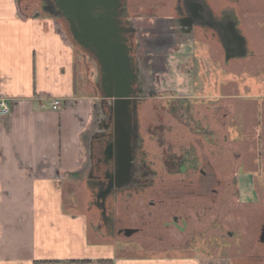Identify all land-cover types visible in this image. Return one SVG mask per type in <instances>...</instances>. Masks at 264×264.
Returning <instances> with one entry per match:
<instances>
[{
    "label": "crops",
    "instance_id": "obj_1",
    "mask_svg": "<svg viewBox=\"0 0 264 264\" xmlns=\"http://www.w3.org/2000/svg\"><path fill=\"white\" fill-rule=\"evenodd\" d=\"M20 8L17 0H0V97L12 107L9 115L0 116V264H230L233 258L245 257L242 251L253 240L242 231L251 229L240 225V216L246 219L251 213L246 204L253 199V190L264 183L262 173H257L264 168L261 162V166L248 162L246 152L239 148L247 144L252 131L248 107L255 104L256 111L264 115V101L261 105L246 101L238 85L223 77L217 86L212 85L216 95H194L191 100L181 96L160 104L167 107L165 112L170 103L175 104L183 116L191 115L199 124L206 119L208 138L224 151L222 157L211 159L212 172L223 183L233 181L238 195L214 205L206 216L200 211L195 220L219 218L242 241L229 248L192 240L146 247L104 238L94 231L97 215L89 208L85 176L87 140L94 130L99 100L96 67L87 54L73 47L58 20L24 14ZM159 21L153 26L168 28L161 23L165 19ZM177 37L170 33L156 49L144 46V55H139L143 73L146 65L147 71L153 66V75L160 76L153 87L161 89L162 77L172 71L171 51L180 47ZM196 39L205 42L211 61L218 65V59L222 60L218 74H235L232 68L237 67L224 63L218 45ZM52 99L61 101L59 110H50ZM168 120L166 116L167 125ZM230 129L240 134L232 136ZM198 146L201 152L200 141ZM232 154L234 161L228 164L226 158ZM204 171L210 172L209 168ZM79 191L83 194L81 209L66 205L77 200ZM257 202L264 205V199ZM236 244V255L231 256Z\"/></svg>",
    "mask_w": 264,
    "mask_h": 264
},
{
    "label": "flooded vegetation",
    "instance_id": "obj_2",
    "mask_svg": "<svg viewBox=\"0 0 264 264\" xmlns=\"http://www.w3.org/2000/svg\"><path fill=\"white\" fill-rule=\"evenodd\" d=\"M120 1L122 5L117 13L120 21L118 28L122 31L121 44L134 64L136 80L127 102L97 101L94 130L87 140L88 163L85 171L89 208L97 215V230L94 231L112 240L141 237L144 230L152 229L149 221L153 218L158 221V230L164 231L158 244L168 245L169 240L173 241L172 232L176 231L177 236L184 238L182 242L200 241L210 246L225 244L229 248L242 240L237 234L232 235V230L225 227L224 221L204 218L198 223L195 220L200 211L206 216L212 212L214 205L219 206L222 200L238 195L233 181L223 183L212 172L211 159L222 157L224 151L215 147V143L208 138L205 118L199 124L191 115L183 116L181 108L175 104L164 112L170 124H156L151 120L154 103L157 100L161 104L162 101L148 92L139 55L144 46L156 49L161 39L171 33V36L185 35L218 45L224 60L222 39L209 20L208 8L214 21L219 22L226 20L234 11L239 20L237 27L246 39V57L224 63L230 65L233 61L255 57L238 15L243 0H174L171 15L161 22L168 28L157 25L139 27L129 17L127 0ZM91 60L100 79V67L95 59ZM198 141L201 142V152ZM226 161L231 164L229 156ZM208 168L210 172L206 173L204 170ZM252 196L253 199L246 204L250 214L254 212L257 201L264 199V190L256 188ZM141 204L149 209L145 212L144 221L139 226L127 225L129 219L120 212L126 213L131 208L139 211ZM201 225L203 229L198 230ZM125 231L132 232L127 236ZM253 241L262 248L263 254L250 255L246 249L242 251L245 257L233 258L230 264H264V213L258 218ZM173 243L176 242L169 244Z\"/></svg>",
    "mask_w": 264,
    "mask_h": 264
},
{
    "label": "rangeland",
    "instance_id": "obj_3",
    "mask_svg": "<svg viewBox=\"0 0 264 264\" xmlns=\"http://www.w3.org/2000/svg\"><path fill=\"white\" fill-rule=\"evenodd\" d=\"M17 1L20 4V9L24 14L27 13L35 16L44 15L40 9V0ZM127 2L128 11L130 14L129 17H131L133 21L140 26H147L149 23H151V26L157 24L158 19L171 15V9L174 6V0H127ZM238 15L240 16L242 27L245 30L253 47L252 50L253 52L255 51V57L251 56L246 61L242 60L232 62L231 66L237 67L236 69L232 68L235 74L232 73L228 74L227 76H222L221 74H218L217 70L219 64L221 66L222 60L220 61V59H218L219 64L217 65L215 62L211 61L210 58H208V48L206 47L205 42L199 43L196 41L197 39L194 41L190 36H178L177 40L180 47H178L176 51H171V53H174V57H172L170 60L172 71H169L170 73L166 75L167 77H162L161 89L153 87V84L157 85L158 81L160 80V76L158 77V75H153V66H148L150 69L148 71L147 65L144 69L143 74L146 79L147 90L148 92L152 93L151 96L160 98L163 102L170 100L172 103L173 101H178L179 99L177 100V98L181 96H185L191 100L194 95H204L205 97V93L210 94V92L216 95L217 91L215 86H217L218 82H221L224 79L223 77H226L225 80H231L238 85L240 96L243 99L248 102H257L259 105H261L264 101V0H243L238 8ZM76 50L80 51V49ZM178 50H180V52H177ZM215 51H219L217 47H215ZM141 54L144 55L143 51H141ZM154 68L157 70V67ZM213 84L216 85L212 86ZM202 89H204V91ZM156 102L157 103H154L151 110V120L154 121V123L156 122V124L159 122L165 123L166 113L164 112L165 108L167 109V107H162V105L160 106V103H158L157 100ZM171 103L169 105H171ZM248 110H250L248 118L252 131L251 135L247 137L249 139L247 144L240 147L239 149L242 152H246L245 156L248 162L255 161L259 165L262 163L261 165L264 168V115L261 114V116L259 111H256L255 104L250 105ZM229 131L230 135L235 137L240 134L238 131H236V129H230ZM257 140H259V142L261 140L262 145H259ZM229 158L232 164L234 161L233 154L232 156H229ZM249 165L251 164L249 163ZM257 173L259 176L262 173L261 177L264 178V171H258ZM259 188L261 190L264 189L263 182H261ZM82 198L83 194L79 191L77 200L73 201L72 203H66V205L80 208L82 207ZM128 210L129 211H126V213L120 212V214L123 215L124 218L129 219L127 225L132 226L141 225L147 214L145 212H149V209H146L144 206H142V204L140 205L139 211H134L132 208ZM263 213L264 205L259 203L257 204V208H254V212L246 216V219H244V216L243 218L240 216V225L246 224L251 229L242 230L244 233H247L246 235L248 240H254L257 221ZM156 220L157 219L153 218H151L150 221L148 220L152 226V229L144 230L145 232L143 236L132 237L131 239L119 238V242L130 245H133L135 242H139L146 247H154V245L158 244L161 233L164 232L163 230H158L159 225L157 224L158 221ZM234 225V223L231 224L232 227ZM174 232L176 231L172 232L173 241L169 240L167 242L168 244L170 242L184 241L182 240L184 238L177 236V234ZM252 243V245H249V243L246 244V248L249 251L248 253L250 255L263 254L262 248L256 246L254 241ZM235 249L237 251L238 247L234 246L233 251L230 253L231 256L236 255L234 253Z\"/></svg>",
    "mask_w": 264,
    "mask_h": 264
},
{
    "label": "water",
    "instance_id": "obj_4",
    "mask_svg": "<svg viewBox=\"0 0 264 264\" xmlns=\"http://www.w3.org/2000/svg\"><path fill=\"white\" fill-rule=\"evenodd\" d=\"M121 5L120 0H41L40 4L44 15L65 20L73 47L97 61L101 77L96 78L94 84L99 100L110 99L114 103L128 101L136 80L134 64L121 44L122 31L118 28L117 13ZM206 10L222 39L224 61L246 57L247 43L237 27L239 20L235 12L219 22L214 21L208 8ZM131 232L125 231V235L129 236Z\"/></svg>",
    "mask_w": 264,
    "mask_h": 264
},
{
    "label": "built area",
    "instance_id": "obj_5",
    "mask_svg": "<svg viewBox=\"0 0 264 264\" xmlns=\"http://www.w3.org/2000/svg\"><path fill=\"white\" fill-rule=\"evenodd\" d=\"M49 108L52 111H57L61 108V101L58 99H52L49 104ZM12 107L9 103V100L0 97V116H7L10 114Z\"/></svg>",
    "mask_w": 264,
    "mask_h": 264
},
{
    "label": "trees",
    "instance_id": "obj_6",
    "mask_svg": "<svg viewBox=\"0 0 264 264\" xmlns=\"http://www.w3.org/2000/svg\"><path fill=\"white\" fill-rule=\"evenodd\" d=\"M40 2H41V0H40ZM38 3H39V1H38ZM58 21H60L63 25L65 24V25H64V26H65V32L67 33V36L69 37L71 43L73 44L74 42H73V40H72V38H71V35H70V33H69L67 23L65 22L64 19H58ZM66 28H67V29H66Z\"/></svg>",
    "mask_w": 264,
    "mask_h": 264
}]
</instances>
